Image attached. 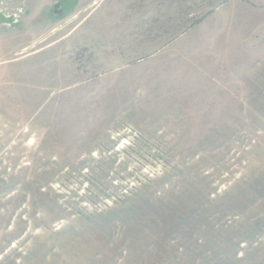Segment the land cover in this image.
<instances>
[{"label": "rangeland", "instance_id": "rangeland-1", "mask_svg": "<svg viewBox=\"0 0 264 264\" xmlns=\"http://www.w3.org/2000/svg\"><path fill=\"white\" fill-rule=\"evenodd\" d=\"M0 8V264H264V0Z\"/></svg>", "mask_w": 264, "mask_h": 264}, {"label": "built area", "instance_id": "built-area-1", "mask_svg": "<svg viewBox=\"0 0 264 264\" xmlns=\"http://www.w3.org/2000/svg\"><path fill=\"white\" fill-rule=\"evenodd\" d=\"M3 3L4 2H1V4ZM1 8L0 11L2 12ZM22 14H24V9L21 5H17L13 10L3 12V16L10 21L9 24L18 23Z\"/></svg>", "mask_w": 264, "mask_h": 264}]
</instances>
